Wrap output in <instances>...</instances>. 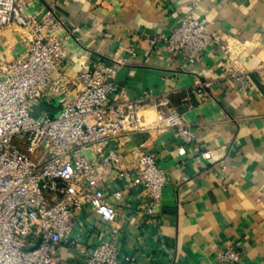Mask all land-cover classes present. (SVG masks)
<instances>
[{
	"label": "crops",
	"instance_id": "0c3cea01",
	"mask_svg": "<svg viewBox=\"0 0 264 264\" xmlns=\"http://www.w3.org/2000/svg\"><path fill=\"white\" fill-rule=\"evenodd\" d=\"M24 1L25 15L52 11L73 32L64 41L62 63L70 78L82 65L110 68L118 88L112 104L144 93L156 101L167 95L192 134L185 144L175 131L157 128L156 112L149 109L142 115L144 131L107 142L103 152L116 149L124 167L133 166L139 154L154 155L167 183L148 215V197L129 188V181L109 179L105 191H123L115 221L105 225L80 213L75 237L86 234L87 248L110 241L123 264H217L226 241L240 249L239 264H264V87L257 75L264 69V0ZM188 14L208 24L218 40L192 64L175 55L167 59L162 45L149 43L169 35ZM219 44L227 46L250 90L225 76ZM20 45L13 30L0 32V61L14 60L23 52ZM196 81L208 85L204 102L191 94ZM82 154L100 158L88 149Z\"/></svg>",
	"mask_w": 264,
	"mask_h": 264
},
{
	"label": "built area",
	"instance_id": "2783aa9c",
	"mask_svg": "<svg viewBox=\"0 0 264 264\" xmlns=\"http://www.w3.org/2000/svg\"><path fill=\"white\" fill-rule=\"evenodd\" d=\"M25 6L24 0H0V31L14 25L22 31L23 46L11 62L0 61V264H123L110 241L87 248L86 234L75 237L77 216L95 215L105 225L115 221L123 191H105L109 179L129 181V188L148 197L145 212L151 215L167 181L154 155L139 154L133 166L124 167L116 149L103 152L106 143L144 131L142 115L149 109L156 112L157 128L175 131L183 143H191V131L167 95L156 101L144 93L135 101L112 104L110 97L118 88L112 69L101 64L82 65L70 78L62 63L64 41L73 32L54 12L27 16ZM149 43L162 45L167 59L175 55L192 64L218 40L208 24L188 14L169 35ZM219 48L226 55L225 76L242 91L250 90L251 83L234 67L227 46ZM257 75L264 87V69ZM207 89L206 83L196 81L191 94L204 102ZM54 101L61 107L57 117L45 113L32 117V107ZM84 149L100 158L87 159ZM178 153L183 155L181 148ZM201 157L209 159L207 153ZM241 255L233 241H226L216 254L217 264H239Z\"/></svg>",
	"mask_w": 264,
	"mask_h": 264
},
{
	"label": "water",
	"instance_id": "95a60500",
	"mask_svg": "<svg viewBox=\"0 0 264 264\" xmlns=\"http://www.w3.org/2000/svg\"><path fill=\"white\" fill-rule=\"evenodd\" d=\"M61 112V107L57 104L56 101L46 104L45 102H41L39 105L32 107L31 115L33 118H39L41 113H45L52 117H57Z\"/></svg>",
	"mask_w": 264,
	"mask_h": 264
},
{
	"label": "rangeland",
	"instance_id": "374dc122",
	"mask_svg": "<svg viewBox=\"0 0 264 264\" xmlns=\"http://www.w3.org/2000/svg\"><path fill=\"white\" fill-rule=\"evenodd\" d=\"M8 30H10V31L13 30V32L18 36V39H19L20 44H21L20 46L22 47V43H21V39H20L22 31L20 29L16 28L14 25H12V26H8V27L2 29L0 32L8 31ZM12 50H13V48L11 49V51ZM39 155H41V151L37 152L35 156L31 157V159L35 160Z\"/></svg>",
	"mask_w": 264,
	"mask_h": 264
}]
</instances>
